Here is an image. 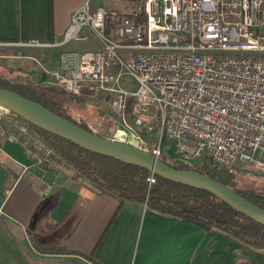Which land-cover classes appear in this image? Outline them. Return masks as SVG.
Masks as SVG:
<instances>
[{
  "label": "built area",
  "instance_id": "obj_1",
  "mask_svg": "<svg viewBox=\"0 0 264 264\" xmlns=\"http://www.w3.org/2000/svg\"><path fill=\"white\" fill-rule=\"evenodd\" d=\"M122 1L129 11L93 9L86 0L53 44L86 41L84 30L99 44L61 52L52 75L68 94L106 100L108 113L89 130L159 160L166 141L173 161L207 156L228 171L264 176V0ZM104 122L109 135L97 132ZM15 131L6 136L0 126V137L44 164L50 152L30 128L20 122Z\"/></svg>",
  "mask_w": 264,
  "mask_h": 264
},
{
  "label": "crops",
  "instance_id": "obj_2",
  "mask_svg": "<svg viewBox=\"0 0 264 264\" xmlns=\"http://www.w3.org/2000/svg\"><path fill=\"white\" fill-rule=\"evenodd\" d=\"M85 1L0 0V45L24 47L30 60L61 41ZM89 2L131 8L122 0ZM55 69L43 78L55 82L59 57ZM0 120L6 136L17 135L16 124ZM73 176L66 165L34 164L21 144L0 137V264H264V252L222 231L120 203Z\"/></svg>",
  "mask_w": 264,
  "mask_h": 264
},
{
  "label": "trees",
  "instance_id": "obj_3",
  "mask_svg": "<svg viewBox=\"0 0 264 264\" xmlns=\"http://www.w3.org/2000/svg\"><path fill=\"white\" fill-rule=\"evenodd\" d=\"M0 88L12 91L91 132L85 124L74 117L77 106L86 102L83 96L68 94L62 90L66 97H63V101H58L55 100L57 98L53 99L40 90L33 82L13 83L0 80ZM9 115L14 117V120L26 124L43 147L49 150V157L43 165L49 163L58 166L66 165L72 169L74 178L94 183L104 192L116 197L120 203L132 201L144 204L153 212L217 229L257 251L264 252V226L238 213L208 192L172 183L157 176H154L155 183L149 187L147 177L150 173L148 171L90 153L62 138L25 123L13 114ZM166 154L170 155L164 151L160 160L168 166L204 175L264 209L262 178L238 175L236 172L228 171L212 163L207 156L202 157L199 164L192 165L177 164Z\"/></svg>",
  "mask_w": 264,
  "mask_h": 264
},
{
  "label": "water",
  "instance_id": "obj_4",
  "mask_svg": "<svg viewBox=\"0 0 264 264\" xmlns=\"http://www.w3.org/2000/svg\"><path fill=\"white\" fill-rule=\"evenodd\" d=\"M0 107L19 117L25 123L62 138L90 153L140 167L172 183L208 192L238 213L264 226V209L255 206L232 189L204 175L189 170L174 169L129 144L97 136L60 118L42 106L1 88Z\"/></svg>",
  "mask_w": 264,
  "mask_h": 264
},
{
  "label": "rangeland",
  "instance_id": "obj_5",
  "mask_svg": "<svg viewBox=\"0 0 264 264\" xmlns=\"http://www.w3.org/2000/svg\"><path fill=\"white\" fill-rule=\"evenodd\" d=\"M82 35L87 37L86 41H72L65 46H50V49H45L39 51L36 54H32V58L23 59L26 56L24 47L19 46H5L0 45V80L6 82H22L29 83L33 82L36 86L40 88L44 93L48 94L51 98H57L55 100L63 101V97H66V94L62 91L61 87L51 86L53 80L44 79L47 75L44 73L45 70L54 71L58 63L59 54L63 51H83L89 49H97L99 47L98 42L94 37L86 30L82 32ZM49 50V51H47ZM45 69V70H44ZM125 81L129 84L130 78H125ZM55 84V82H53ZM59 86V85H58ZM84 97V96H83ZM86 99V102L82 105L77 106L75 109L74 117L76 120L81 121L86 126L88 125H99L97 120V114L108 113L107 102L102 97H95L94 99ZM98 108V109H97ZM153 113V109L150 108V114ZM9 112L1 111L0 118H7L8 121H11L13 124L18 125L20 121L14 120V117L10 116ZM77 115L79 117H77ZM10 119V120H9ZM6 120V119H5ZM130 123V122H129ZM112 126V125H110ZM110 126L107 122H104L99 126L98 133L109 135L111 132ZM108 127V128H107ZM107 128V129H106ZM139 134H143L142 131H138ZM148 144L152 145L153 143V132L151 133L150 138H148ZM133 144V143H131ZM137 146V144H133ZM163 151H167L170 155L166 154L170 160H174L176 155L172 149V146L166 141L162 144ZM177 164H184L185 162H179L175 160ZM200 160L190 161L188 164H199ZM187 164V163H185ZM238 175H248L260 177L264 180V176L261 173L256 172L252 168H239L233 170Z\"/></svg>",
  "mask_w": 264,
  "mask_h": 264
},
{
  "label": "bare ground",
  "instance_id": "obj_6",
  "mask_svg": "<svg viewBox=\"0 0 264 264\" xmlns=\"http://www.w3.org/2000/svg\"><path fill=\"white\" fill-rule=\"evenodd\" d=\"M1 111H4V109L0 107V112H1ZM137 142H138V140H137L136 138H133V139L131 140V143H133V144H137Z\"/></svg>",
  "mask_w": 264,
  "mask_h": 264
}]
</instances>
